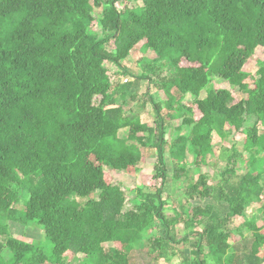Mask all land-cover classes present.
Wrapping results in <instances>:
<instances>
[{"label":"trees","instance_id":"1","mask_svg":"<svg viewBox=\"0 0 264 264\" xmlns=\"http://www.w3.org/2000/svg\"><path fill=\"white\" fill-rule=\"evenodd\" d=\"M132 1L142 5L130 7ZM138 46L156 54L153 64L113 86L107 64L127 73L121 62ZM258 46L264 47V0H0V264H72L79 253L82 264H132V253L147 245L155 261L177 254L179 264H264V61L252 86L243 69ZM214 75L246 96L235 101L228 89H214ZM140 80L167 97L163 115L148 94L153 125L140 117L146 99L128 114L110 107L113 95L125 97ZM166 117L190 128L169 145L172 177L186 173L191 150L197 178L184 196L212 200L171 216L162 198ZM227 125L244 134L248 156L236 164L232 153L210 183L200 169L214 152L213 132ZM142 147L156 153L146 177L153 190L129 196L106 168L133 174ZM239 164H247L241 175ZM253 203L261 204L245 215ZM238 217L234 232L229 223ZM6 220L41 226L51 254L10 235ZM180 223L186 231L178 239ZM158 224L163 236L150 231Z\"/></svg>","mask_w":264,"mask_h":264},{"label":"rangeland","instance_id":"2","mask_svg":"<svg viewBox=\"0 0 264 264\" xmlns=\"http://www.w3.org/2000/svg\"><path fill=\"white\" fill-rule=\"evenodd\" d=\"M141 6L142 3L140 1L135 2L132 1L129 3L130 7ZM98 14L100 13V9L97 10ZM96 12V13H97ZM93 29L97 30L102 37V33L100 29L96 26V23H93ZM156 59V54L147 49L144 51V48L138 46L131 50L129 56L122 60V65L124 68L127 69V73L123 71V69L112 65L107 64V67L110 70L112 75V81H114L113 86L116 83H125L127 81H134L133 75L140 76L144 71L147 69V65L152 63ZM264 61V47L258 46L252 57L247 60L243 69L244 71L249 73V77L246 79V82L252 86L253 81L256 78L257 74L256 71L259 67V62ZM158 65L162 66V74L168 73V65L164 61H158ZM212 87L214 89H228L232 96L234 97L235 101L240 100L246 96L241 90L237 87H233L229 82L221 79L219 76L214 75L212 78ZM211 87V84L208 86ZM148 94L151 95V98L155 102H160L163 106L162 114L165 115L167 110L164 107V103L167 99L166 95L163 93L162 90L157 89L153 84H149L147 80H140L137 86H131L126 90L125 97H121L119 94L113 95V98L116 99L114 106H121L124 113L128 114L130 111H136L137 105L140 104L144 99L145 105L144 108L139 112L140 117L143 122L148 123L149 125L154 124L155 113L152 107L150 100L148 99ZM206 90L201 91L200 98L205 97ZM135 97V98H133ZM185 99L187 101H192L193 96L191 94H186ZM181 118H167L166 117V129L164 132V138L167 142L164 160L166 162V166L168 169V178L166 184L163 188V196L162 198L166 201L165 211L166 213L171 216L174 215L176 212H184L188 209V207L196 206V205H205L207 203H212L211 199H205L204 201L199 200L198 198L187 200L184 196V190L189 181H195L197 178V172L190 162L192 161V152L191 150H187V160H188V167L186 168V173L179 179L176 180L172 177V163L170 157L168 155V149L170 143L176 138L179 134H188L189 127L183 125ZM263 130V127L260 126V131ZM128 133V129H121L118 133V137L120 139H125ZM220 134V135H219ZM217 134L213 132V148L214 152L211 156L207 158V163L201 166V172L207 173L209 175V182L215 183L218 181L219 172L227 165L228 158L234 153V162L237 164V161L242 158V160L246 159L248 153L244 151V134L236 132L234 129L229 128L228 125L225 126V129L221 131V133ZM142 154L144 157L143 162L137 165L136 171L133 174L127 172H117L113 171L109 168L106 170L111 175L114 181H117L127 187L129 191V196H131L132 191L136 190L137 188H142L144 190H153L150 188L151 184H147L146 177L151 175L154 172V163L156 160V153L154 150L148 149L146 147H142ZM263 152L261 151V155ZM247 164L238 165L236 167L237 175H241L246 171ZM77 200L80 202H84L85 198L77 197ZM264 203V196L262 199ZM261 203H253L249 207H247L245 211V215H250L253 213L256 208L260 206ZM25 208V199H22L20 203L16 206V214L17 216H21L23 210ZM243 218L238 217L237 219H233L229 223V228L233 229L234 232L235 228L242 223ZM6 226L8 227L7 230L9 234L20 238L24 241L34 242L38 246L42 247L45 253L48 255L52 252V243L48 240L44 235V230L41 226L37 225H28L24 226L20 222H15L11 220L5 221ZM258 224H261V221L258 220ZM200 229V227H199ZM152 234L164 235V231L162 227L158 224L156 228L150 230ZM185 229L183 225L180 223L176 226V233L177 238H181L185 233ZM232 243V242H231ZM147 245V244H146ZM111 246V243H107L104 245L105 249ZM148 246V245H147ZM142 251H136L131 255V262L132 264H179L180 256L176 254V256H172L169 261L164 259H160L155 261L151 254L147 253L146 248ZM175 248L184 249V252L187 254L189 249L184 247L182 243H178L174 245ZM149 249V248H148ZM4 257H8V252L5 249L2 253ZM83 254H77L74 258L72 264H82V257Z\"/></svg>","mask_w":264,"mask_h":264},{"label":"crops","instance_id":"3","mask_svg":"<svg viewBox=\"0 0 264 264\" xmlns=\"http://www.w3.org/2000/svg\"><path fill=\"white\" fill-rule=\"evenodd\" d=\"M260 225V224H259Z\"/></svg>","mask_w":264,"mask_h":264}]
</instances>
